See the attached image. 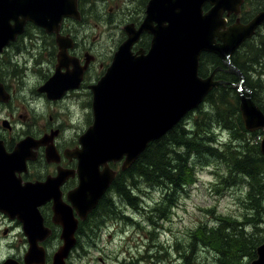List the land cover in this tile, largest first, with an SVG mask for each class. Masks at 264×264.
<instances>
[{
    "label": "water",
    "instance_id": "water-1",
    "mask_svg": "<svg viewBox=\"0 0 264 264\" xmlns=\"http://www.w3.org/2000/svg\"><path fill=\"white\" fill-rule=\"evenodd\" d=\"M207 2L212 7L204 13L203 5ZM237 2L240 4L241 0H150L142 25L125 27L128 38L119 46L94 89V122L80 138L82 147L77 151L80 183L70 193L80 216L85 217L96 206L117 175L109 162L122 160V170L127 169L149 142L166 134L214 87L226 82L214 79L215 71L223 69L222 66L209 76L199 74L202 52L217 54L226 66L225 71L238 76L236 90L244 125L250 131L264 130V112L254 101L253 89L246 85L243 71L232 60L239 44L264 20V10L247 25L226 28L221 13L232 10L230 5ZM65 17L80 18L78 0H0V52L16 40L27 22H32L49 33H56L60 46L57 68H60L70 45L66 43L67 37L60 34ZM145 30L152 34L151 47L147 53L134 52L132 47ZM9 98L0 81V100ZM24 143L25 140L21 141L15 151ZM3 147L0 142V210L12 216L20 211L33 242L35 230L32 232L28 223L33 225L31 221L37 216L35 204L41 203L39 199L43 196L52 194L55 209L64 214V245L56 253L54 264H66L75 242L76 220L58 202L59 184L47 180L22 187L12 176L13 167L18 164L16 152L6 157ZM260 149L264 156V135ZM257 253L251 264H264V242L257 247ZM0 264L13 262L7 260Z\"/></svg>",
    "mask_w": 264,
    "mask_h": 264
},
{
    "label": "flooded vegetation",
    "instance_id": "flooded-vegetation-1",
    "mask_svg": "<svg viewBox=\"0 0 264 264\" xmlns=\"http://www.w3.org/2000/svg\"><path fill=\"white\" fill-rule=\"evenodd\" d=\"M149 1L142 0L138 2V0H135L136 9L133 7L128 8L122 19L112 20L110 24H105L110 32V38L112 35L115 36V39L117 38L114 41V43H117L115 49L111 46L109 48L98 46V44L87 40L88 36L82 39L83 34L79 33L81 28L79 25L88 24L86 23L89 21L87 17L93 11L94 0H78L81 18L66 17L61 23L60 34L67 37L66 40L69 41L66 43H70V45L66 48L67 57L62 59L60 68H57L60 46L56 39V33H49L32 22H27L22 36L10 42L0 54V81L10 95L9 100H0V112L7 115L0 118V142L4 146L2 149L4 153H2L6 156L16 152L15 157L18 159V164L15 168L13 167L12 176L16 182H20L22 187L30 182L38 183L47 180H51L52 184H59L58 202L67 209L66 214H71L76 220L73 236L75 242L65 259L66 264H73L71 258L75 254V250L84 246L88 239H91L89 237L90 233L102 230L106 223L103 212L110 209L111 202H113L114 207L116 206L115 199L110 194L111 185L101 195L96 206L85 217H82L71 199L70 193L80 183V159L77 151L82 147L80 143L81 136L94 120V89L106 73L115 51L128 38L125 27L133 24L138 28L144 22ZM232 3H235V1ZM211 7L210 2L205 3L203 5L204 13L210 10ZM230 7L232 10L226 9L221 13V18L225 19L226 28L236 24L247 25L264 10V0H241L240 4L237 2V5H230ZM156 23L154 22V24ZM29 25H33L35 30L45 32L43 33V47L44 50L49 52V56L53 60V68L51 67L45 71L43 81L34 86L33 91L39 101L19 103L17 105L18 110H14L6 106L12 104L13 93L1 76V59L3 54L8 56V50L13 44H17L22 40ZM110 25L115 28L111 29ZM263 29L264 20L256 26L250 36L239 44L232 54V58L236 55L241 56L240 53L245 48L248 51L244 55H264ZM39 39L41 40V36H39ZM151 41L152 34L146 30L142 31L138 41L133 46V51L136 52L142 49L147 52L151 47ZM46 43H48V46ZM30 53L31 51H29ZM34 66L37 67L36 62ZM217 66H222L223 69L217 70L216 79H218L220 72H225L226 68L223 61ZM25 67L29 71L30 66L28 63ZM212 70L213 68L210 67L208 74ZM57 72L60 75L57 76ZM53 78L55 80L51 81ZM22 84H24V81ZM44 86V89H40ZM17 114L21 119H16ZM13 121L21 124V129L17 132V135L13 133ZM24 140V145L15 151L17 145ZM118 163L121 168L122 162H110V166L118 170L116 168ZM100 168L103 169V166H100ZM3 174L9 175L6 172ZM51 195L43 196L44 198L39 199L42 202L35 204L37 216L31 221L33 225L28 223V226L32 227V232L35 230L33 242L26 232L24 220L20 218L22 214L20 211L14 212V216H12V213L0 210V215L5 219L3 223L8 226L5 229L7 234L5 237H8L6 247L8 250H15V255L8 256L0 263L12 260L13 264H54L56 253L64 245L62 237L64 214L55 209L56 200ZM15 230L18 232L17 234Z\"/></svg>",
    "mask_w": 264,
    "mask_h": 264
},
{
    "label": "rangeland",
    "instance_id": "rangeland-1",
    "mask_svg": "<svg viewBox=\"0 0 264 264\" xmlns=\"http://www.w3.org/2000/svg\"><path fill=\"white\" fill-rule=\"evenodd\" d=\"M140 1L142 0H138ZM135 5V0H94L93 11L87 17L88 24L79 25L81 27L79 33L83 34L82 39L88 36L87 40L98 46L105 48L111 46L115 49L117 43L114 41L117 38L115 39L114 35L111 36L112 39L110 38V32L105 24L122 19L128 8L136 9ZM110 27L115 28L111 25ZM43 33L45 32L35 30L33 25H29L22 40L13 44L8 50V56L4 55L1 59V76L13 93L12 104L6 105L11 109L18 110L19 103L38 102L39 98L33 91L34 86L43 81L45 71L53 68V60L43 47ZM46 45L48 46V43ZM247 51L245 48L240 53V59L243 60L240 61L245 64L248 73L246 82L253 85V94L264 105V64L253 63L247 60L251 58H244L243 55ZM35 62L37 67L34 66ZM26 63L30 66L29 71L25 67ZM28 73L37 78L31 85L27 83ZM237 84L238 81L234 82L235 89ZM22 92H26V95H21ZM214 94L216 104L212 105L210 101H205L201 106L207 108L209 114L199 112V107L185 118L183 125L188 130H193L192 134L197 132L201 137L212 134L215 140L208 143L221 146L223 145L221 143H230L232 139L230 130L222 125L231 128L235 117L230 116V113L236 104V95L230 94L229 98L220 104L218 93L215 91ZM3 114L4 112H0V118L7 116ZM16 119H21L18 114ZM13 125V133L17 135L21 124L13 121ZM247 134L252 136L254 144L259 143L260 146L264 135L263 129L256 136L251 132ZM169 145L172 150L179 149L185 152L184 147H177L173 142H169ZM191 160L195 180L183 184L172 195L173 202H168L164 209L159 207L160 203L167 199L164 197L166 189L160 185L149 184L142 177L139 178V175L135 179L137 188H134L136 205L119 197L115 190L111 189L110 194L115 199L116 206L111 205L110 209L103 212L106 222L104 227L100 232L90 233L89 237L92 240L88 239L84 246L75 250L71 258L73 264H217L215 253L205 249L204 245H194L192 247L194 250L191 251V238L200 225L215 226L219 216H227L228 222H231L230 217L238 219L247 235L264 237V217L256 226L249 220L253 209L250 208L246 192L248 179L242 173L234 172L230 175L229 171L223 178L220 177L226 173V166L217 156L193 154ZM116 168L120 170L119 163ZM220 179L226 180L221 184ZM261 201L264 204V198ZM157 208L159 210H156ZM3 222L5 219L0 215V251L7 252L8 237H5L7 236L5 229L8 226ZM249 226L251 231L247 230ZM15 233H18L17 230ZM252 261L250 260V264Z\"/></svg>",
    "mask_w": 264,
    "mask_h": 264
},
{
    "label": "trees",
    "instance_id": "trees-1",
    "mask_svg": "<svg viewBox=\"0 0 264 264\" xmlns=\"http://www.w3.org/2000/svg\"><path fill=\"white\" fill-rule=\"evenodd\" d=\"M243 57L246 59L247 57L251 58L247 60H251L253 63L264 64V61H262L264 58L263 54L243 55ZM240 58L241 56L236 55L233 60L248 77L245 64L241 63ZM245 62L247 61L245 60ZM221 63L222 60L219 56L203 52L201 55L200 74L207 75L210 67L214 68ZM218 78L228 80L229 82L231 80L234 82L238 81L236 75L228 72H220ZM247 85L253 89V85L250 82H247ZM215 91L218 93V103L220 104L224 103L230 94L236 95V104L234 105V109L231 110L232 113H230V116L235 117L231 128L222 125L224 128L230 130L232 139L230 143H221L223 144L221 146H214L208 143L215 140V136H212V134H205L201 137L197 132L192 134L193 132L191 131L193 130H188L183 125L185 118L190 116L193 111L198 110L199 107V112L209 114L207 108H201V106L205 101H210L209 103L212 105L216 104L214 98ZM253 99L264 111V105L254 94ZM247 133L250 132H248L243 124L237 90L231 83L226 85L220 84L208 93L201 104L187 112L166 135L149 142L146 149L130 167L124 171H118L111 189H114L126 201L136 205L134 188H137L135 179L139 175V178L142 177L149 184L154 186L160 185L166 189L164 197L167 199H165L166 201L163 200L159 207L164 209L168 205V202H173L174 198L172 195L183 184L192 183L195 180L194 167L191 160L192 155L205 154L217 156L220 158L219 161L226 166V173L221 174L220 177L223 178L229 171L230 175L234 172L242 173L248 179L246 181L248 184L246 192L250 201V208L253 209V214L249 220L250 223L256 226L264 217V204L261 201L264 198V156L259 143L254 144L251 139L252 136ZM251 134L253 136L259 135L260 131L251 132ZM169 142L175 143L177 147H184L185 152L179 149H170ZM225 180L220 179V183L222 184ZM159 208L156 210H159ZM230 221L228 222L227 216H219L216 225L213 227L200 225L192 234L191 248L198 244L204 245L205 249L215 253L217 264H246V262L250 264V260L257 258V247L264 242V237L259 238L258 235H247L243 231L241 224L238 223V219L230 217ZM193 250L192 248L191 251Z\"/></svg>",
    "mask_w": 264,
    "mask_h": 264
},
{
    "label": "clouds",
    "instance_id": "clouds-1",
    "mask_svg": "<svg viewBox=\"0 0 264 264\" xmlns=\"http://www.w3.org/2000/svg\"><path fill=\"white\" fill-rule=\"evenodd\" d=\"M27 83L29 85H31L32 83L35 82V80L37 79L36 77L32 76L31 73L27 74ZM21 95H26V92H22ZM73 122H75V120H73ZM19 231V229H17ZM248 231H251V227L249 226V228L247 229ZM10 255H15V250L14 249H9L7 252L4 251H0V261H3L5 259L8 258V256Z\"/></svg>",
    "mask_w": 264,
    "mask_h": 264
},
{
    "label": "bare ground",
    "instance_id": "bare-ground-1",
    "mask_svg": "<svg viewBox=\"0 0 264 264\" xmlns=\"http://www.w3.org/2000/svg\"><path fill=\"white\" fill-rule=\"evenodd\" d=\"M243 54H244V52H243ZM241 61H243V60H241ZM258 71V70H257ZM253 81V80H252ZM259 83V82H258ZM260 95V94H259ZM242 138V137H241Z\"/></svg>",
    "mask_w": 264,
    "mask_h": 264
}]
</instances>
